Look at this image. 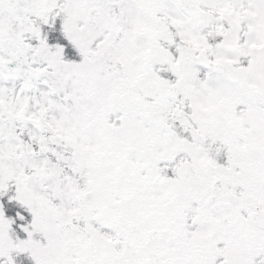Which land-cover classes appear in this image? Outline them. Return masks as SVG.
I'll list each match as a JSON object with an SVG mask.
<instances>
[{"label": "snow or ice", "instance_id": "obj_1", "mask_svg": "<svg viewBox=\"0 0 264 264\" xmlns=\"http://www.w3.org/2000/svg\"><path fill=\"white\" fill-rule=\"evenodd\" d=\"M0 264H264V0H0Z\"/></svg>", "mask_w": 264, "mask_h": 264}]
</instances>
